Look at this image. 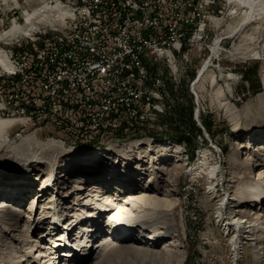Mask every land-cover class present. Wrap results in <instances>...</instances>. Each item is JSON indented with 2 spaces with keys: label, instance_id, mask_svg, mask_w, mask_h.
Returning a JSON list of instances; mask_svg holds the SVG:
<instances>
[{
  "label": "rangeland",
  "instance_id": "rangeland-1",
  "mask_svg": "<svg viewBox=\"0 0 264 264\" xmlns=\"http://www.w3.org/2000/svg\"><path fill=\"white\" fill-rule=\"evenodd\" d=\"M56 1L0 0V35L10 30L13 25L24 26L23 11L32 12L36 7L46 4L50 8L28 23L32 30L26 34L42 28L50 20L47 16L55 14L56 7L53 8V5ZM205 1L203 0L209 8H214L220 23L218 31L212 34V37L217 36V60L212 62L210 59L214 66L206 69H210L215 74V79L219 80L217 84L220 85L227 101L226 105L219 104L210 78L202 81L201 88L194 84L200 65L202 66L199 60L189 68L191 71L188 77L180 82L178 87L167 85L168 94L161 100L164 112L152 114L150 119L138 118L131 122L116 121L114 117H108L104 125L106 128L101 129L104 131L93 137L88 146L66 142L64 136L58 132L60 125L57 123L38 130L26 125L22 132L24 125L13 124L18 116H6V112L4 115L0 114V118L14 120L5 135H0V171L21 169V164L28 167L31 180L26 178L18 182L21 184L18 192L20 206L26 204L30 197L35 196L34 198L38 199L30 221L25 216L21 217L25 214L22 207L11 213H0V264H49V257H54L58 252L63 253L65 248L69 250L67 254L74 255L64 257L62 262L58 258L54 261L55 264H264V254H259L261 250L255 248L254 242L249 240L253 235L258 237L261 228H264V217L260 216L264 210V202L258 199L245 205L240 199L238 205L232 203L237 206L231 209L242 210L240 216L248 220L253 228L248 238L239 236L235 244L232 243L234 229H228L219 211L220 200L226 193L235 195L238 186L243 182L249 183L254 176L257 177L258 169H264V157L261 156L262 160L257 159L258 161L252 162L249 167L240 165L241 159L248 154L252 156L264 143L262 137H259L264 134V130L251 135L249 128L260 124L262 120L264 129V84L261 75L263 61L250 57V53L255 52L254 40H259L264 30H257L255 34L253 29L254 25H257L256 21L247 22L240 28L244 14L235 12V6L228 0ZM244 7L247 5L244 4ZM27 36L29 35L19 33L8 39H0V51L7 56L17 53ZM207 55L208 53L205 58ZM5 72L6 70L0 67V85L1 80L10 79ZM0 91L3 95L6 92L4 87L0 88ZM226 106L230 107L235 116L236 126H233V115H227ZM190 119L194 122L193 126ZM115 124L121 127L117 132ZM173 136L184 138L186 142L179 143L172 139ZM57 139H62L65 145ZM148 143L156 145V149L152 152L145 151L144 145ZM257 143L259 144L253 149L252 146ZM166 144L178 146L180 149H172L170 156H163L162 153L165 152L159 147ZM238 144H244L246 147L240 148ZM128 146L138 147L130 151L124 150V154L119 155L122 158L132 156L131 159L134 160L128 165L121 162L120 169L112 165V156L118 155L112 148ZM65 149L69 150L68 153L62 154ZM203 149L208 153L207 158L217 163L216 173L209 178L203 173L194 174V170L190 171L191 165L197 162L199 152ZM98 150L109 152L111 155L100 157L87 154ZM190 150L192 153H188ZM179 152L182 153L180 158L186 157L188 167L177 176V185L172 186L174 192L163 196V187L167 185V172L176 160L174 156ZM137 157L141 160L137 163L140 171L133 168ZM49 168H53L50 181L43 183ZM73 168L74 174H70L67 179ZM130 168L136 172H131ZM129 169L131 176H124L122 171ZM116 173L119 175L117 178L111 177L117 175ZM135 180L132 186L131 183ZM30 181L32 185L28 186ZM10 184L6 180H0V200L10 194ZM43 190L44 196L37 198ZM241 192L237 193L239 198L242 197ZM127 193L133 194V197L155 194L162 199L159 201L160 205H164L163 199L174 200L172 208H166L167 219L172 223L175 232L163 237L161 241L152 242V239L147 240V237L154 235L150 233L152 229L143 230L145 228L134 225L132 237H143L139 238L141 241L122 237L121 240L132 243L133 246L128 249H125L126 246L112 249L113 240L117 239L112 235V228L120 220L115 216L126 215L127 211L117 207L127 208L126 203H123ZM106 197L114 198L112 205L105 203ZM42 209L44 220L38 215ZM250 211L255 213L254 216L249 215ZM223 216L225 218L226 215ZM67 218L71 220L68 221ZM50 223L56 225L52 226ZM160 224V231L167 230L169 223L161 220ZM48 227L53 229L48 231ZM73 228L75 235L69 239ZM42 232H45L43 237L46 232H50V236L44 239L40 237ZM262 234L264 235V232ZM19 235L23 236L24 240L18 241L14 238ZM176 242H179L178 246H171ZM167 245L172 252L181 253V261L176 263V260L168 258L165 252L151 256L141 251L144 247ZM253 251L262 259L255 262Z\"/></svg>",
  "mask_w": 264,
  "mask_h": 264
},
{
  "label": "built area",
  "instance_id": "built-area-1",
  "mask_svg": "<svg viewBox=\"0 0 264 264\" xmlns=\"http://www.w3.org/2000/svg\"><path fill=\"white\" fill-rule=\"evenodd\" d=\"M55 4L69 15L47 16L28 34L21 50L8 55L10 79L1 80L0 114L18 116L24 127L60 124L80 109L99 122L150 119L164 112L168 84L178 87L199 60H217L212 34L219 18L203 0Z\"/></svg>",
  "mask_w": 264,
  "mask_h": 264
},
{
  "label": "bare ground",
  "instance_id": "bare-ground-1",
  "mask_svg": "<svg viewBox=\"0 0 264 264\" xmlns=\"http://www.w3.org/2000/svg\"><path fill=\"white\" fill-rule=\"evenodd\" d=\"M228 1L230 4L232 3V5L235 6V8H236L235 12L244 14V18H243L242 22H240V24H239L240 28L247 22H255L256 21L257 25H254L255 27L253 29L255 34H256L257 30H259V32L261 30H264V0H228ZM244 4H246L247 7H244ZM54 7H56L55 8V14L60 12V15H69V8H59L58 4H54L53 8ZM48 8H50V7H48V5L43 4L39 7H36L35 9H33L32 12L23 11L22 13H23V16L25 17L24 26L13 25L10 30H7L6 32H4L0 35V39L1 40L8 39V37L17 36V34H19V33H24L25 35H28L26 33H28L30 30H32L31 26L28 23H30L35 18L43 15L44 13H46ZM255 38H257V36ZM253 45H254L253 48L255 49V52L250 53V57L253 59H255V58L262 59L263 64L261 65V67H262L261 75H262L263 84H264V33H262V36L259 38V40L258 39L254 40ZM217 46H218V43L214 42L213 47H212V51H213L214 56H215V54L218 53ZM209 66H212L210 59H208L202 63V66H200L201 68L198 72V76L194 80V84H197L198 87L201 88L202 81L204 79H206L207 77L210 78L212 83H213V87L215 88L216 96L219 98V104L220 105H226L227 101H225V97L221 91L220 85L217 84V82L219 80L217 78L215 79V74L210 69H206ZM0 67L3 70H9V67H10L9 62H8V56L1 51H0ZM221 75H223V73ZM226 111L228 112L227 115L229 114L228 116L233 115L232 111H230V107L226 106ZM232 119L234 122L233 126H236L237 123L235 121L236 118L234 115H233ZM12 122H14V120H12V119L0 118V135H5V131L10 127ZM262 124H263V121L261 120L260 124L250 126L249 127L250 131H251L250 134L252 135V134H256V133L261 132V131L263 132L264 129L262 128ZM259 137H262V139L264 140V134H262V136L260 135ZM263 140H261V141H263ZM258 144L259 143L254 144L252 146V148L254 149L255 146ZM56 145L60 146L58 143H56ZM238 145L240 146V148L246 147L244 144L243 145L238 144ZM155 146H153L151 143H148V144L144 145L145 151L151 150V152H152L154 149H156L157 146L156 147ZM137 147L138 146H134V147L128 146L125 148H112L114 151H116V154H118V155L112 156L114 161L111 164L117 166L119 169H120L121 164H123V163H126V165H128V163H130L132 160H134V159H131L133 157L127 156V157L122 158L119 154L123 155L124 150L130 151V149L131 150L135 149V148L137 149ZM170 147H173V148H170ZM159 148H160V150H163L165 152V153H162L163 156H170V151L172 149H173L172 151H174V149L176 151L180 149L178 146H175V145L169 146L168 144H166L165 146H160ZM68 151L69 150L65 149L62 154L68 153ZM87 154L92 155V156L97 155L100 157H102V156L103 157H110V155H111L109 152H104L102 150L95 151V153L87 152ZM207 154L208 153L204 149L200 150L199 158L197 159V162H194L191 165L190 171L194 170L195 171L194 174L203 173L204 175H206V177L209 178V176L212 177L216 173L217 163L215 164L212 159H208ZM181 155H182V153L179 152L178 154H176L174 156V158L176 160L171 164V167L169 168V170L167 172V174H168V177L166 178L167 185H165L163 187V193H164L163 196L164 195L168 196L172 192H174V189L172 188V186L177 185V183H175V182H177V176L179 175L180 172H182L183 170H186L188 167L186 162H185L186 157L180 158L179 156H181ZM260 156H261V158L264 157V143H262L261 148H259V147L257 148V152L254 151V154H252V156L250 154H248L244 159H241L240 165L242 167H245V168L249 167L252 162H257L258 161L257 159L262 160L260 158ZM120 157L122 158V161H120ZM139 161H141V160L137 157L135 159L136 164H135V166H133V168H135L137 171H140V166H138V164H137V163H139ZM158 161H160V160H158ZM103 163H104V161L102 162V164ZM21 166L23 167L21 169H15V170L14 169H6L3 171H0V177H2L0 180H6L7 183H11L10 187H9L10 194H7V196L6 195L3 196V198L0 200V213H3V214L4 213L5 214L11 213L13 211L20 210L22 207L25 209L24 210L25 214L22 215L21 217L24 218V216H25L30 221L32 218V216H31L32 212L34 211V208H35L34 204L38 199L36 200L34 198L35 196L30 197V199L26 202V204H24L23 206H20L21 199H20V195H18V192H20L19 187L21 184H19L18 182L22 181L23 179H26V178L31 180L29 177L30 173L28 174V172H29L28 167H25V165H23V164H21ZM97 168H99V167H97ZM133 168H130V169H132L131 172H136V170H134ZM130 169L127 170L126 172L122 171L124 173L123 175L126 177L127 176L130 177L131 176ZM74 170L75 169L73 168L69 172L67 179L70 178V174H74ZM258 171L259 172L257 174V177L254 176V178L249 183L243 182L240 186L237 187V190H236L237 192L235 195H230L229 193H226L225 194L226 196H224L220 200L219 211L221 214V219L222 218L225 219V224L228 226V229H234V233L232 234V240H233L232 243L233 244H235L237 242L236 239L239 236L243 239L244 238L246 239V237L248 238V236L250 235L251 230L253 228L251 225H249L248 220H245L242 216H240L241 213L243 212L242 210H236V209H231V208L236 207L240 203V199H242V203L245 205L250 201H254V200H258V199H260L261 202H264V169L261 168V169H258ZM16 172H21V173L17 174ZM52 173H53V168H49V171L47 172V177L45 178V181L43 183L50 181V177H51ZM85 174H87V173H85ZM116 174L117 175H111V177L114 176L115 178H117V176H119V175H118V173H116ZM42 177H43V175L40 177V179ZM31 182L32 181H30L28 186L32 185ZM135 182H136V180L133 183H131V185L133 186V184ZM45 188H48V187L45 186ZM46 190H48V189H46ZM84 190H86L85 187H84ZM44 191L45 190H43L42 194L39 195L37 198L43 197ZM239 191H242L241 192L242 193L241 198H239L238 197L239 194H237ZM110 195H112V193H110ZM126 196L127 197L123 200V203L124 204L126 203L127 208L117 207L118 209L124 208L127 211H126V215L119 214V215L115 216L117 218L119 217L118 219H120V220L118 221V223H115V226L112 228L113 229L112 235H113V237L117 238V239L113 240V245H111L112 249H114L116 247H123V246L124 247L126 246L125 249H128V248H131L133 246L132 243H129V242L125 243L124 240H121V238L122 237L123 238L128 237L130 239L133 238L134 233H131V232H132V229L134 228V227L132 228V226H134V225L137 226L138 228H145L143 230L152 229L150 233L154 234L153 237H151V238L147 237V240L149 241V239H152V242L161 241L163 239V237H166L167 235H170V233L175 232L174 231L175 229L172 227V223L169 222L167 219L168 208H172L173 204L175 203L174 200L163 199L164 205H160L159 201H161L162 199L157 197L155 194H150V195L149 194H147V195L142 194V195H138L136 197H133L134 196L133 194L127 193ZM113 199H114L113 197H111V198L106 197L105 203H109L112 205L111 201ZM118 199H119V196L116 198L115 201L117 202ZM232 203H236L237 205L232 204ZM14 204L16 205V209H14V206H15ZM163 206L165 208L166 207H168V208L165 209ZM43 208H45V207H43ZM222 210L224 211V213H222ZM224 214L226 215L225 218L223 216ZM254 214L255 213L251 212L249 215L254 216ZM38 215H40L42 220H44L43 219L44 218L43 209L38 212ZM227 215H228V217H227ZM35 216H36V213L34 214V217ZM260 216L264 217V210ZM54 219L56 221H58L57 218L54 217ZM67 220L70 221L71 219L67 218ZM161 220L164 221L165 223H169V226H168L167 230H165V231H160V229H158V226L161 225L160 224ZM122 222H125V224H122ZM150 222H153V223H150ZM50 224L52 226L56 225V224L54 225L52 223H50ZM153 225H156V226H153ZM51 229H53V227H51ZM51 229L48 227L46 230L49 231ZM261 229H262V230H260L261 234H259L258 237L257 236L254 237V235L252 234L254 238L251 236L249 240L254 242L255 248H257V249L259 248V250H261V252L259 254H264V252H262V250H264V235L262 234L264 232V228H261ZM73 231H74V228L70 232L69 239L72 237V235H75ZM44 233L45 232H42L40 234V237ZM46 236H50V232H46L44 237L43 236L42 237L45 239ZM14 238H16V240H18V241L24 240L23 236H21V235L14 236ZM139 238H140V236H137V238L135 237L132 240L141 241L140 239H142L143 237H141L140 239ZM44 239L42 240V242H44ZM121 241H123V242H121ZM178 244H179V242H176V243L172 244L171 246L176 247V246H178ZM155 247H156V249H155ZM155 247L154 248L144 247L143 249H141V251L144 254L151 255V256L161 255V254H164V252H165V255L168 256V258L175 259L176 263L178 261H181V259L183 257L181 255V253H179L178 251L172 252L170 250V248H168V245H167V247L166 246H162V247L161 246H155ZM92 248H93V245H92ZM66 249L67 248H65V250H63V253L58 252V253H56V255L54 257H49V260L52 261V262L50 261L49 264H55L54 261H56L58 258H59V261H61V260H64V257L67 258V257H71V255H74V254H71V255L67 254V252H69V250L68 249L66 250ZM75 252H76V250H75ZM89 253L90 252H88V254ZM252 254H253V259L255 260V262L257 259H262V257H260L259 254H256L255 251H253ZM43 256H45V255H43ZM87 256H89V255H87Z\"/></svg>",
  "mask_w": 264,
  "mask_h": 264
},
{
  "label": "water",
  "instance_id": "water-1",
  "mask_svg": "<svg viewBox=\"0 0 264 264\" xmlns=\"http://www.w3.org/2000/svg\"><path fill=\"white\" fill-rule=\"evenodd\" d=\"M105 122L106 121L99 122L89 119V117H87L83 111L69 110V112H67L61 120L58 132L64 136V138L67 140L66 142L68 143L88 146L93 140V137L99 135L101 131H104L101 129L105 127ZM13 124L20 126L23 125L20 120H17ZM23 128L24 129H21L22 132L25 130V127ZM119 128L121 127H116L115 132H117ZM22 132H20V135ZM57 140L65 145V142L62 139Z\"/></svg>",
  "mask_w": 264,
  "mask_h": 264
},
{
  "label": "trees",
  "instance_id": "trees-1",
  "mask_svg": "<svg viewBox=\"0 0 264 264\" xmlns=\"http://www.w3.org/2000/svg\"><path fill=\"white\" fill-rule=\"evenodd\" d=\"M189 116L191 117V112L189 113ZM190 124L193 126L194 125V122L190 119ZM204 126V128H205V126H206V124L205 125H203ZM173 140H176L177 142H186V140L184 139V138H181V139H178V138H176V137H174L173 136V138H172ZM187 145H188V143H187ZM191 147H192V149H193V145H191ZM188 153H192V150H190V151H188Z\"/></svg>",
  "mask_w": 264,
  "mask_h": 264
}]
</instances>
